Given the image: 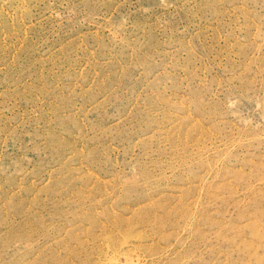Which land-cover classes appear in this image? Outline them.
Masks as SVG:
<instances>
[{
    "label": "rangeland",
    "instance_id": "1",
    "mask_svg": "<svg viewBox=\"0 0 264 264\" xmlns=\"http://www.w3.org/2000/svg\"><path fill=\"white\" fill-rule=\"evenodd\" d=\"M0 264H264V0H0Z\"/></svg>",
    "mask_w": 264,
    "mask_h": 264
}]
</instances>
